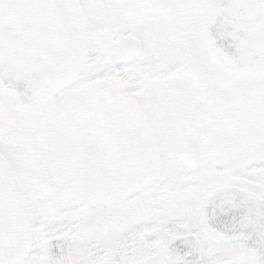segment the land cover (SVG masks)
Returning <instances> with one entry per match:
<instances>
[{"label":"snow or ice","instance_id":"snow-or-ice-1","mask_svg":"<svg viewBox=\"0 0 264 264\" xmlns=\"http://www.w3.org/2000/svg\"><path fill=\"white\" fill-rule=\"evenodd\" d=\"M0 264H264V0H0Z\"/></svg>","mask_w":264,"mask_h":264}]
</instances>
